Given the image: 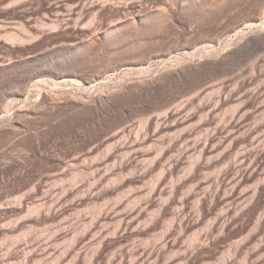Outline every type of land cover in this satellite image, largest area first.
<instances>
[{
    "label": "rangeland",
    "instance_id": "374dc122",
    "mask_svg": "<svg viewBox=\"0 0 264 264\" xmlns=\"http://www.w3.org/2000/svg\"><path fill=\"white\" fill-rule=\"evenodd\" d=\"M51 1L52 0H35V1L33 0L31 2L25 3V4H28V6L25 4L21 5L22 2H20V0H8L6 2L5 1L0 2L1 7L2 6H4L3 8L6 7L5 10H3L0 7V64H3V63L9 64V62L23 63V62H25V60H27V61L32 60V61H30L31 63L29 62L30 65L28 64L30 67L28 65L27 66H21V68L22 67L24 68V69L22 68L23 71L19 68V71H18L19 74L18 73H17L18 75L15 74V76L17 78H14L15 76L12 75L8 78L5 77V78L0 79V109H1L0 112H2V114H4V115H14L15 113L18 112V110L21 107H23L25 105L32 104V101L34 102V98L37 97L35 94H34L35 96H33V94L32 95L30 94L31 96L30 95H24V96L22 95V97L18 96L23 92V90H24L23 88L25 86V83L28 84L27 82H30L33 80L32 84L29 83V84H31L30 86L33 87L34 81L36 80L37 77H39V76L47 77L46 75H41V72H42L41 69L42 68L40 69L39 67L42 66L43 68H45V67L48 68L49 65L51 67L56 66L57 62L59 63V62L63 61L60 59L62 56L66 57V55L62 54L63 51H61L60 49L64 50L63 48H65V49L70 48L71 44L77 43L75 39H77V38L81 39V37L83 38L84 36H86V35H84V32H82L80 30L76 31V32L72 30V32H71V29L65 30V28L62 29L61 26H60L61 28L60 29L58 28V30L54 29L55 32H53L54 30L51 31V29L53 28L51 26L53 22L60 20L59 23H62L61 20L64 21L63 19H66V16L68 17L70 14L68 11V10H70V8H69L70 6H67V4H66L67 0L66 1L63 0L64 1L63 3L60 2L61 0L60 1L58 0L60 5L61 4L64 5L63 6L64 9H65V6H67L69 8V9L66 8L64 10L62 5L59 6V7H61L60 9H59V7H57L59 10L63 9L61 11H59L54 6V5H56V6L59 5V4H57L58 2H55L56 0H53L52 2H55V3H52L53 4V6H52L53 8H52L51 7L52 4H50ZM148 1H149V3H148ZM7 2H9V4ZM2 3H4V4H2ZM10 3H12L13 5ZM5 4L6 5L8 4V5L6 6ZM137 5H138L137 8H139L140 5L139 4H137ZM151 5H153V6H151ZM8 6H9V8H8ZM22 6H24V7H22ZM144 6H146L149 10L151 8H152V10H153V8H156L154 6L153 0H146L145 5H143V7ZM146 7H144V8H146ZM57 10L59 12H62V13L60 14ZM55 11H57V12H55ZM28 12L31 15L27 14ZM57 13H59V15ZM242 13L243 12H241L240 15ZM63 14L65 15V17ZM244 14L245 13H243V15ZM61 15H63V17ZM27 16H29L31 19H35V20L30 19L31 23L32 22L34 23V24H32L33 27H31L30 21L25 19V18H27ZM59 16H61V18H63V19H60ZM29 17H28V19H29ZM113 21L114 22L110 21V24H112V23L116 24L118 22L115 20H113ZM43 22H45V23L43 24ZM86 23L87 24L84 23V26L87 25L88 29L91 28L90 26H92V28L94 27L93 23H90V22H86ZM27 24H29V25L27 26ZM22 25H26L27 29H28V27H31V29L29 28V32L31 34L33 32L35 33V34L33 33L34 38L32 39V42L30 40V43L28 45H27L28 41L26 42V45H24L25 43L21 44V45L16 44V43L12 44V42L9 41V35H11L13 33L14 34L17 33V35L20 34L21 36H25V34H26L27 36H25V37H28V36L30 37V35H28L29 34L28 31L23 32V30L21 28ZM42 26H44V27H42ZM32 28H34V29H32ZM84 31H86V30H84ZM75 33H76V35H74ZM81 34H83V35H81ZM35 35H36V37H35ZM171 40L169 41L170 44H168L169 47H171V44H173L172 43L173 39H171ZM176 42L177 41L174 40V45H172V47H174V50H173L174 54L173 55H176L175 53H177V52H178V54L181 53V45H182L183 41L182 40H181V42L178 41L181 44L178 46H177L178 43H176ZM18 45H20V46H18ZM176 47H177V49H176ZM178 48H180V49H178ZM175 50H176V52H175ZM54 51H55V53H54ZM56 52H60V54L59 53L57 54ZM52 53L56 54V55L52 56ZM59 55H61V56H59ZM262 55H264V54L259 53V55L253 57L254 59L253 58L250 59L249 61L244 63V66H242L245 69H247V76L248 77H249V75L252 77L254 74L256 75V76L254 75L256 78L259 77L260 70H257L252 75L253 70L251 71V69H252L251 66L252 65L254 66L255 62L258 60L257 58L261 57ZM43 57H45V58H43ZM168 58H169V56H168ZM62 59H64V58L62 57ZM45 60H47L48 62ZM102 64L96 65V67H93L91 69H87V72L89 73L92 71V73H93L94 70L99 69L98 70L99 73H98V71H94V72L95 73L97 72L98 74H100V72H102V70H104V69L107 70V66H108V63H107V66H106V63H104L105 65L103 64V67H102ZM149 65L150 64H146V66H149ZM97 66L99 68H97ZM25 67H27V69ZM31 67H32V69H31ZM51 67L49 68L50 70H51ZM247 67H249V68H247ZM47 68H45V69H47ZM105 70L103 71L105 74L103 72H102L103 75H102V73L100 74V75H102V77H106V71ZM24 71H27V72L24 73ZM236 72H239V71H236ZM236 72H235V75L238 76L239 74L237 75ZM24 74H25V76L27 75V77L31 74L30 77H32V78L34 77L35 79L28 77L30 80L29 81L27 77L24 78ZM121 74L123 75L122 70H118V72H117L118 79L120 78V76H122ZM22 75H23V78L21 77ZM11 77H13V78H11ZM7 79H9V80H7ZM22 79L27 80V82L22 81ZM19 80H20V83H21V81H22V83L25 82V83H23L24 86H23V84L21 85L19 83ZM260 83H261V85H260ZM14 84L16 87L14 86ZM254 84H255L254 89H256V91L259 90L262 92V90L264 88V80H262V81L259 80V83H258V81H256ZM210 85L211 84H207L206 88H208ZM20 87L22 90H20ZM12 89H14V90H12ZM176 89H177V91H176ZM203 89H205V85H204V88H200V91ZM171 90L173 91V93ZM186 90H188L190 92L189 88L187 89L185 87V89H184V87L181 88L179 86V87L171 88L168 92L170 93V97H176L177 96L178 98L180 97L179 100L184 99L185 100L184 102H186L189 98V95L193 92L192 91V92H190V94H188L189 92ZM19 91H21V92H19ZM74 91H76V90H74ZM178 91H179V93H178ZM184 91L186 92V94ZM259 91H257V92H259ZM18 92H19V94H18ZM195 92L196 91H194L193 93H195ZM171 94L172 95L174 94V96H171ZM178 94H179V96H178ZM181 94H182V96H181ZM262 94L264 95V93H262ZM192 95L194 96V94H191L190 98L192 97ZM183 96H184V98H183ZM187 96H188V98H187ZM4 97H5V100H4ZM32 97H33V99H32ZM143 99L144 98H142L141 100H137L136 102L132 103L133 106H132V104H130L131 106L129 105L130 106L129 108H128V104H126V103H125V105L122 104V106L121 105L117 106V110L115 111V113L112 114L110 117L106 116L108 118L105 117L104 118L105 120L101 119V118H91V119H87V120H82L83 122L78 121V123H79L78 124V123H75L74 121H70V120L68 122V121H66L67 119L61 121L62 120L61 118H59L60 120H58V118L57 119H50V120L28 118V120H26V125L28 127L24 128L25 130L22 129V131H19V133L17 132L18 134H16L15 136L10 135L7 132H6V134H5V132L0 134V264H10V263L11 264H21V263L22 264H50V263L51 264H54V263L55 264H66V263L67 264H72V263L73 264H223L225 254H227V253L232 254V255H229V258L225 259L229 263L225 262L224 264H244V263L245 264H264V194H263V198H261V201L257 203L258 205L255 204L256 209L254 210L253 213L247 211L250 209V208L246 209L248 207H243V209H241L242 207L240 209H239V207H237L238 213L236 212L234 214L236 216V217L234 216V218H235V220H234L233 217H229V216L225 217L227 206L222 204V201H220L222 198H224L223 197L224 194L223 195L221 194L222 197L220 196V193H219V195H216V194H218L217 190H216L217 185L215 183L216 175L218 173L224 174L226 171H228L229 169L227 167L229 166V163H226V164L222 163L220 166H213L209 170L207 169L204 171L205 175H204V172L202 171L200 174H196V176H195L196 178L194 177L195 179H198V180H195L193 178V179H191V181H189V179H188V177H190V175H191V172H189V174H190L189 176L187 175V177H186L187 179L186 178H180L179 179L180 175H182V174H179L180 171L182 170L184 172V170L181 169L183 167L180 168V171L178 169L179 173L176 172L177 175H176V177L174 176V179L170 178L167 181L166 178L162 177L163 175H164V177H166L167 173L165 175L164 174L165 172L163 171L164 170L163 167L160 166V160H162V159L164 160V157H162L164 155H161V154L164 153V151L166 152L169 149V146L171 147L172 143H175V141L178 142V140H177L178 138H179V141L181 142V146L179 145L180 143L178 142L179 147H176V150H181L182 147H184L186 145V142H187V140H186L187 138L185 139L186 142H184L185 141L183 139L184 137H187L191 132L194 134L195 130L197 131L198 130L197 128H199V127L204 128V126H205L204 124H207L206 122L208 120H209L208 121L209 124H211L209 127V130L207 128L208 132L213 131V130L210 131V129H213V128L216 129L215 126L224 127V125L229 123L228 121H230V119H232L233 115H235L234 113H236V111H233V110H235L234 108L237 107L236 109H238V106L241 107L242 105H239L240 103L239 104L238 103H235V104L230 103L232 105L233 104L235 105V107L233 105L234 108L231 107L232 105H230V104H229L230 107H229V105H226L227 108L221 106L222 108L220 107L221 111L219 113H222V114H220L219 117H218L219 114L215 115V117L217 116L216 117L217 120H215L214 123H213L214 119L211 120V118H212L211 116L209 118L207 116H204L205 118L201 117L202 119L201 118L199 119V117H198V119L196 118V121L194 120L195 122H193L194 123L193 128L190 126V128L188 130L190 132L189 134L187 133L188 131L185 128L186 126L182 127L181 129L178 127L177 131H176L177 127L173 128L174 129V130L172 129L173 131L172 130L169 131L170 134L168 133V131H165V133H167L166 136H164L165 135L164 132H163L164 134L161 133V131H160L161 128H159L158 132H160L161 135H160V133L156 134V137H154V138H156L155 140L153 138V135L150 133L151 137L154 140L153 141L150 138L151 142L149 144L150 145L152 144L151 145L152 147L151 146H145L146 147L145 150L147 149V152L143 151V153L136 154L137 156H139V155L141 156L143 154L144 157L146 158V160H145V158H143L142 156H141V158H140V156L138 158L135 155V153H133L137 150H135L133 148L135 150L134 151L132 148H130V146L131 145L134 146V143L136 142V140L139 142L140 140H142L147 135V130H145L146 127L140 126L142 123L141 121H144V119L148 118L147 115H151L150 113H152L153 109H155V110H153V112L155 113V111H156V113H157L158 112L157 110H160V108H157L159 106L156 104L159 102H157L156 100H153V99L151 100V99L145 98V101H143ZM259 99L260 98L252 99V101L255 100L254 102L258 103V104L255 103L254 106H258L262 102V101L258 102ZM263 99H264V96H263L262 100ZM1 101H3L4 104ZM138 101L139 102L141 101V103H138ZM252 101H250V102H252ZM178 102L176 103L177 105L183 103V101L182 102L180 101L179 103ZM250 102H249V104H250ZM154 103L156 106L154 105ZM253 103L251 104L252 106H253ZM176 104L174 106H176ZM236 104H238V106ZM244 104H246V103H244ZM244 104H243V106H244ZM263 104H262V106L264 107ZM3 105H6V107ZM4 107H5V109H4ZM118 108L120 110L122 109L121 111H123V113L120 112ZM146 108H148L149 111ZM150 108L152 109L151 111H150ZM230 109H232L231 111H233V112H230ZM144 110L146 111V113L148 112L147 115H146ZM161 111H159L158 113H160ZM116 112H117V114H116ZM9 113H11V114H9ZM154 113H152V114L155 115L156 113L155 114ZM158 113L156 115H158ZM144 114H145V117H144ZM259 116H260V114H259ZM259 116H256V118L257 117L261 118L260 120L257 119L259 121H257V120L254 121V119H255V116H254V118L252 119L253 122L250 121L251 124L249 123L250 126L247 125L248 131L252 132L251 130H253V129H258V128L264 127V125H263L264 115H262L263 118L259 117ZM126 117H127V119H126ZM29 119H30V121H29ZM92 119H94V120H92ZM210 120L212 123L210 122ZM233 120H231L230 123ZM213 124L215 126H213ZM257 125H260V127ZM225 126H227V125H225ZM256 126L258 128H255ZM121 127L123 129L127 128L128 131H131V132L129 133L127 131L128 133L126 135H122L123 138H122V136H119V138L117 137L118 138L117 139L114 136L117 134L118 131H119L118 133H120L123 130ZM188 127H189V125H188ZM207 127H208V125H207ZM54 128L55 129L57 128V129L55 130ZM183 128H185L186 131H184L185 129L183 130ZM203 128L201 130H203ZM45 129L47 130V132L49 131V133L51 135L47 136L48 138H45L44 136H42L43 141L41 138V140L39 141V144H38V145H40L39 147H38V145H36V146L31 145L30 146V144L28 142L26 143V140H25L26 136L25 135H27V133L28 134L29 133H36L37 131L45 130ZM191 129H193L194 131H191ZM205 129H206V126H205L204 130ZM263 130H264V128H263ZM263 130H261L262 133H263ZM154 131L155 130H153V132ZM198 131H200V130H198ZM203 131L198 132L199 134L198 133H195V134H197L199 136L201 133L202 136L203 135L205 136L207 131L205 130L204 134H203ZM245 131L247 133H249L247 130H245ZM253 131H255V130H253ZM172 132L174 135L172 134ZM180 132H182V133H180ZM150 134H149V137H150ZM186 134H188V135L186 136ZM124 136H126V137L124 138ZM159 136H160V138H159ZM163 136H164V138H163ZM198 136L195 135L194 137L191 138V140H193V138L196 139ZM200 136H199L200 139L197 138L198 141H202L201 139H203V140L205 139L204 136L203 137H200ZM120 137H121V139H120ZM138 139H140V140H138ZM181 139H183L182 140L183 142L181 141ZM24 140H25V143H24ZM115 140H117V141H115ZM40 142H41V144H40ZM162 142H164V144H162ZM183 143H185V144H183ZM149 144H147V145H149ZM110 145H111V147H110ZM247 145H250V144H247ZM126 147L127 148L129 147V148L127 149ZM154 147L156 149H154ZM261 147L259 146L260 149H262ZM130 149H132L133 152ZM149 149H151V150H149ZM143 150H144V147H143ZM161 150H162V152H161ZM260 152H261L260 153V155H261L263 153V151L261 150ZM178 153H179V151H178ZM52 157H53V159H52ZM142 158L145 162L143 160H141ZM259 158H260V156H259ZM57 159L58 160L60 159L59 162L57 161ZM85 159H86V161H85ZM53 160H54V162H53ZM150 161H152V162H150ZM260 161L264 162V154H262ZM137 162H139V163H137ZM168 162H170V161H168ZM168 162L166 161V159L164 160V163L167 165V167L170 164ZM56 163H58V164H56ZM151 165H153V166H151ZM98 166L100 168H98ZM149 166H151V167H149ZM222 167L223 168L225 167V169H223ZM78 168L82 169V170H79ZM168 168H166V171H168L167 170ZM213 168L216 170L215 173H214L215 170ZM224 170H226V171H224ZM182 171H181V173H183ZM88 172H91V173H88ZM160 172H161V175H160ZM79 173H81V177H80ZM76 174L78 175V177H75V176H77ZM213 176H215V177H213ZM209 177L212 180L214 178V180L213 181L209 180ZM97 178H99V179H97ZM65 179H67V180H65ZM73 179H75V180L78 179L77 180L78 182L74 181ZM119 179H121V180H119ZM171 180L175 181L176 185H178L177 186V189H178L177 193L175 192L176 194L172 193ZM187 180L189 182H191L192 184L189 185L190 183ZM63 181H64V184H63ZM66 181H67V183H66ZM91 181H92V183H91ZM119 181H121V182H119ZM210 181L213 183L214 187L212 186V183ZM205 182H206V184L210 183L209 185L211 186V188L210 187L208 188V184H207V186H206V184H204V188H203V185L201 186V184L205 183ZM84 183H86V184H84ZM112 183H113V185L111 186ZM158 183H159V185H158ZM262 183H264V182L262 181ZM195 184H197V185H195ZM198 184H199V186H198ZM254 184L251 187L252 189L254 188ZM95 185H97V186H95ZM105 185H107V186L105 187ZM156 185H157V188L160 187L157 191L158 192L160 191L161 194H163V195H161L159 192L161 197H160V195H158L157 191H156L157 192L156 193L153 190V189H155ZM160 185L162 187H164V189ZM100 186H101V188H100ZM215 186H216V188H215ZM199 187H201V188H199ZM205 187H207V188H205ZM191 188L193 191L191 190ZM95 189H97V190H95ZM115 189H117L118 191ZM128 189L130 190L131 193H129ZM162 189L164 190L165 194H164V192H162L163 191ZM179 189H182V190H179ZM194 189L196 191H194ZM197 189L198 190L200 189V190L198 191ZM90 191H92L93 194ZM190 191H192V192H190ZM96 192H97V194H96ZM122 192H123V195H122ZM150 193L152 196L151 195L148 196V194H150ZM190 193H196V194H199L200 196L202 195L205 197H204V199H203V197H202V199L197 197L199 199V201H200V199L202 200L200 202L195 197V199H196V200H194L195 202L193 201L194 203H191L192 199L190 200L189 197H192V196H190L192 194H190ZM156 194L159 197L156 196ZM199 195H197V196H199ZM119 196H120V198H119ZM162 196H164L163 197L164 199L162 198ZM169 196H170V198H169ZM209 198H210V200H209ZM122 199H123V201H122ZM165 199L166 200L169 199L168 200L169 202L168 201L166 202ZM159 200H161L162 203ZM173 201H177L181 208L183 207V205H185L184 208L186 207L185 209L187 211L185 213V216H183V218H185V219L184 220L182 219L181 220L182 222L180 221V219H178L177 214L174 213V212L178 213V211H175L177 208L175 209V207L172 206ZM218 201H220V202H218ZM186 202L188 204L190 203V205H188ZM184 203H186L188 207ZM78 204H79V206H78ZM129 204H130V206H129ZM146 204H148V205L146 206ZM75 205H77V206L75 207ZM112 205H113V207H112ZM119 205H121L122 208L120 207V209H118ZM162 205L165 206V209H167L168 213L161 209ZM24 206H25V208H24ZM104 206H106V207H104ZM115 206H116V209H115ZM170 206H172V207H170ZM20 207L21 208L23 207L22 208L23 210ZM29 207H31L32 209L31 208L29 209ZM180 207L178 208L179 210L181 209ZM223 207H225V208H223ZM171 208L173 209L172 211H171ZM38 209H40V210H38ZM124 209H126V210H124ZM11 210H13L12 213H10ZM240 210H242V212ZM28 211H30V212H28ZM31 211H33V212H31ZM37 211H40V213ZM121 212H122V214H121ZM152 212L155 214H153ZM98 213H100L99 216H98ZM171 213L172 214L174 213L173 214L174 216L171 215ZM116 214H117V216H116ZM127 214H131V215H127ZM218 214H219L220 218H221V215L223 216V214H224V219H219ZM238 214L239 215L241 214V215L239 216ZM126 216L129 219L131 218V216H133V218L138 219V220L136 219V221H135V223L137 224L135 226L137 228L136 227H135L136 229L134 228V230H136V231H133L134 232L133 236H124L123 235L124 234V232L122 230L123 224H124V222L126 223V221H128V218ZM172 217L173 218L176 217L175 218L176 222L173 220ZM105 218H107L108 220L107 219H106V221L102 220ZM217 218L219 220L217 222L219 224V227H217L218 224L215 222V221H217L216 220ZM125 219H127V220L125 221ZM101 220L103 222H101ZM183 221H185V222H183ZM220 221L221 222L224 221V223L227 224V226L223 222L221 223ZM232 221H233V223H232ZM169 222H172V223L175 222L173 224V226L171 225V228H172L171 230L173 231V233L175 232L176 238H175V236L170 237V238H173L174 243H175L174 244L173 241H171L172 240L171 239L170 240V242H172L170 244L171 246L168 245L170 243L168 240L166 242V238L168 237V235H167V237H166V235H164V234H167V231H165V229H166L165 226H167V224ZM180 222H181V224H179ZM228 222H230V223H228ZM259 222L261 223V226H260ZM185 223H187V224H185ZM178 224H179V226H178ZM207 224H209L210 228ZM213 224H215L214 226L217 227V229H214ZM82 225L83 226L85 225V228ZM119 225H122V226H119ZM220 225H222V226L220 227ZM76 226H79V227L77 228ZM81 226L83 228H81ZM211 227L215 231H213ZM222 228H223V230H222ZM74 229L78 230V232H79V233L78 232L75 233L76 236H74L75 237L73 240L74 242L72 241V243L71 242L69 243L65 239H64V241H62V239L66 235V233L68 232V234L71 235V234H73ZM79 229H81V230H79ZM96 230H98V231H96ZM178 230H180V231H178ZM82 233H83V235H82ZM198 233H200V234H198ZM120 234H121V237H120ZM195 234L196 235L198 234L201 239H200V241H198L197 243H195L193 245L190 242V240H191L190 238L192 236H194ZM14 238H16V239H14ZM76 238H77V240H76ZM83 238L86 240L84 243H82L84 240ZM120 238H122V239H120ZM235 241H237V242H235ZM164 242H166V243L169 242L167 244L168 246ZM145 243L146 244L148 243V245H146ZM68 244L69 245L72 244V245H70L71 247L67 246ZM81 244H83V245H81ZM101 244H103L102 248H101V246H102ZM240 244H242V245H240ZM98 245L99 246L101 245V246L99 248H97ZM172 245H175V246H172ZM104 247H105V249H104ZM134 250H135V252H133ZM152 251H153V253H152ZM154 251H155V253H154ZM259 252H261V253H259ZM89 253H91V254H89ZM247 254H248V256H247ZM147 258L149 261L147 260ZM244 258H245V260H244ZM242 259H243V261H242ZM29 260H30V262H29ZM56 260L58 263L56 262ZM141 261L142 262L144 261V263H142Z\"/></svg>",
    "mask_w": 264,
    "mask_h": 264
},
{
    "label": "bare ground",
    "instance_id": "6f19581e",
    "mask_svg": "<svg viewBox=\"0 0 264 264\" xmlns=\"http://www.w3.org/2000/svg\"><path fill=\"white\" fill-rule=\"evenodd\" d=\"M2 1L6 2L8 0H0V2H2ZM31 1H33V0H20V2H22L21 5H24L25 3H28ZM52 1L50 4L58 2V0H56L55 2H52ZM9 2H7V3L9 4ZM60 2L63 3L64 1L61 0ZM145 2H146V0H67L66 4H67V6H70L69 7L70 10H68L70 13L69 16L68 17L66 16V19L61 18V16L63 17L64 14L59 16L60 19H63L64 21L61 20L62 23H59L60 20L53 22L51 25L53 27L51 29V31L54 29L58 30V28L60 29L62 27V29L65 28V30L71 29V32H72V30L75 32L80 30V31L84 32V35H86V36H84L83 38L81 37V39L80 38L75 39L77 43L71 44V46L69 45L70 48H66V49L63 48L64 50L60 49L61 51H63V53L62 52L61 53L66 55V57L62 56L64 59H62V57H61L60 59L63 61L59 62V63L57 62L58 65L56 64V66H52V67L49 65L48 68L45 67L47 69L43 68L42 66L39 67L40 69L42 68L41 69L42 70L41 75H46L47 77H45V76L37 77L36 80L34 81L33 87L30 86L32 84L33 80L30 81L28 78V77H30L31 74L28 77H27V75L25 76V74H24V78L27 77L28 80L30 81V82H27V80L22 79V81H26L28 83V84H26L25 82H23V83H25V86L22 83V81L20 83L21 79L18 77L20 79L19 83L21 85L23 84V86H24L23 92L18 96L22 97V95L24 96V95H30V94L32 95L33 94V96L36 95L37 97L34 98V102L32 101V104L25 105V106L21 107L18 110V112L15 113L14 115H4V114H2V112H0V134L3 132H5V134H6V132H7L10 135L15 136L16 134L19 133V131H22V129L28 127L26 125V120H28V118H34V119L36 118V119H41V120L42 119L43 120H50V119H57V118H58V120H60L59 118H61L62 119L61 121L67 119L66 121H68V122L70 120V121H74L75 123H78V121L87 120V119H91V118L104 119L106 116L110 117L117 110V106H119V105L122 106V104L125 105V103L128 104V108H129L131 106L130 104L136 102L137 100H141L142 98H144L143 101H145V98L151 99V100L153 99V100H156L157 102H159V103L156 102L157 103L156 105L159 106L157 108H160V110H157V111L158 112L161 110L162 111L160 113L157 112L158 115H156L157 114L156 111H155L156 114L153 112V110H155V109L152 110L151 109L152 107H151L150 111L152 110V113H154L156 115L155 116L152 113H150L151 115H147L148 112L146 113V111L144 110L146 115L148 116V118L144 119V121H141L142 123L140 126L146 127L145 130H147V135L142 140L138 139V140H140L139 142L136 140V142L134 143V146H132V145H131L132 147L130 146V148H132V149L134 148L137 151L139 150L137 152L133 149L135 151V152H133L132 149H130L136 155L138 153L139 154L143 153V151L147 152V149L145 150V148H146L145 146H151L152 145V144L150 145L149 143L151 142V139L153 140V138L156 137V134L160 133V132H158L159 128H161L160 131L162 134H164L165 131H168V133H169V131H171L173 128H176V127H177L176 131H177L178 127L181 129L182 127L186 126L185 128L188 131L190 126L193 128V124H194L193 122L196 121V118L198 119V117H199V119H200L201 117L203 118L204 116H207L208 118L211 116L212 117L211 120L214 119V121H213V123H214L215 120H217L216 119L217 116L215 117V115L219 114L218 115V117H219L220 114H222V113H219L221 111L222 107L227 108L226 105H229L230 103H234V104L240 103L239 105H242L241 107L238 106V104H236L238 106V109H236L237 107L234 108L235 107L234 104H233L234 107L232 104H230V105H232L231 107H233L235 109L233 111H236V113H234L236 116L233 115L232 119H230V121L234 119L231 123H230V121L227 120L229 122V123L225 124L227 126L224 125V127H222V126L217 127L213 124V126H215L216 129H214V128L210 129V131H212V130L213 131L208 132L207 128L209 130V127L211 125L208 122L209 120L206 122L207 124H204L206 126L205 130L207 131L206 135L205 136L203 135L205 138L204 140L201 139L202 141H198L197 138H199L201 133L199 136L195 133L203 131L205 126H204V128L202 127L203 130H201L202 129L201 127L197 128L200 131L197 130L198 131L197 132L195 130L194 134L196 136H198L196 138L197 140L195 138H193V140H191V138L194 137L195 135L192 132L190 133L188 131L187 133L188 134L190 133V134L189 135L186 134V136L187 135L188 136L183 138L184 140L187 138L186 139L187 142H186V140L184 141V142H186V145L184 147H182V149L180 148L181 150H176V147H179L178 142L180 143L179 145L181 146V142L179 141V138H178L177 139L178 142L175 141V143H172L171 147L169 146V149L168 150L166 149L167 151L166 152L164 151V153L161 154V155H164V156H162V157H164V160L166 159L167 162L170 161V162H168V163H170L168 166L169 168L164 163V160L162 158H161L162 160H160V166L163 167V169H164L163 171L165 172L164 174L166 175V173H167L166 177H164V175L162 176L163 178H166L167 181L170 178L174 179V176L176 177V175H177L176 172H178V169L180 171L181 167H183L181 169H183L184 172L182 170L181 171L183 173H181V171H180V173L178 172L179 174H182V175H180V177L178 176L179 179L180 178H186L187 175L188 176L190 175L189 172H191L190 177H188L189 181H191V179H193L196 176V174H200L202 171L204 172L207 169L209 170L213 166H220L222 163L223 164L229 163V166L227 165L228 166L227 168L229 170L228 169H227L228 171L224 170V171H226L224 174H220L217 172L218 174L216 175V178H215V183L217 185V188H216V186H215V188H216L217 193H218L216 195H219V193H220V196H221V194L222 195L224 194V196H223L224 198H222L220 201H222V204L227 206L226 213L224 212L226 214L225 217L229 216V217L234 218V216H235L234 214L237 212V207H239V209L241 207H242L241 209H243V207H248L246 209H249V208L250 209L247 211L253 213L254 210L256 209L255 204H257L258 202L261 201V198H263V194H264V183H262V181L264 182V165H263L264 162L260 161L262 154H264V130H263L264 127L258 128L257 126L260 127V125H257L255 128H258V129H253L255 131L251 130L252 132H250V131H248V126H250L249 123L251 124L250 121L253 122L252 119L254 118V116H255V119H254V121H255L257 119H259V120L261 119L258 117L256 118V116H259V114H260L259 117H262V115H264V107L262 106V104L264 103V99L262 100V98L264 96L262 94V93H264V91H263L264 88H263V90L261 89L262 92L259 90H257V91H259V92H257L256 89H254V85H255L254 83L256 81H258V83H259V80L260 81L264 80L263 79L264 78V55H262L259 58L256 57L258 60L257 61L255 60L256 62L254 64V66L253 65L251 66L252 67L251 71L253 70L252 75L257 70H260L259 77L256 78L255 74H254L255 76L253 75L251 77L249 75V77H248L247 76V69H245L242 66H244V63H246L247 61H249L253 57L259 55V53L264 54V0H153L154 6L156 7V8H153V10H152V8L149 10L146 6H144V7H146V8H144L143 5H145ZM148 3H149V1H148ZM2 4H4V3H2ZM10 4H12V3H10ZM57 4H59V2ZM137 4L140 5L139 6L140 9L137 8L138 7ZM25 5L28 6V4H25ZM61 5L59 4L57 6L56 5H54V6L57 8ZM52 6H53V4L51 5V7ZM63 6L64 5H62V7ZM67 6H65V9L66 8L69 9ZM151 6H153V5H151ZM3 7L4 6H2L1 8L3 10H5L6 7L5 8H3ZM22 7H24V6H22ZM8 8H9V6H8ZM60 8L61 7H59V9ZM63 9H64V7H63ZM63 9H61V10H63ZM61 10H59V11H61ZM57 11H55V12H57ZM241 12H243L245 14L243 15V13H242L240 15ZM59 13L61 14L62 12H59ZM59 13H57V14L59 15ZM27 14H30V13L28 12ZM28 17L29 16H27V18H25V19L30 21L31 18L29 17V19H28ZM64 17H65V15H64ZM31 20H35V19H31ZM113 20L118 21V22L116 24H113V23L110 24V21L114 22ZM86 22L93 23L94 27L92 28V26H90L91 28L89 27L90 29H88L87 25L84 26V23L87 24ZM30 23H31V21H30ZM44 23L45 22H43V24ZM32 24H34V23L32 22L30 24L31 27H33ZM28 25L29 24H27V26ZM27 26L22 25L21 28H22L23 32L28 31V33H29L28 35H30V37L29 36L25 37V36H27L26 34H25V36H21L20 34L17 35V33H15V34L13 33V34L9 35V41L12 42V44L16 43V44H20V45L24 44V43H25L24 45H26L27 41H28L27 42V45H28L30 43V40L32 42V39L34 38V36H33L34 32L31 34L29 32V28L31 29V27H28V29H27L26 28ZM42 27H44V26H42ZM34 28H32V29H34ZM84 30H86V31H84ZM53 32H55V30ZM36 35H35V37H36ZM74 35H76V33ZM81 35H83V34H81ZM171 39H173V42H172L173 44H171V47H169L168 44H170L169 41ZM174 40L177 41L176 42V43H178L177 46L181 45L179 43V42H181V40L183 41V43L181 45V53L178 54V52H177V53H175L176 55H173L174 54L173 53L174 47H172V45H174ZM20 45H18V46H20ZM176 49H177V47H176ZM178 49H180V48H178ZM175 52H176V50H175ZM54 53H55V51H54ZM56 53L60 54V52H56ZM53 55H56V54L52 53V56ZM59 56H61V55H59ZM168 56H169V58H168ZM43 58H45V57H43ZM30 61H32V60H30ZM30 61L25 60V62L22 61L23 63L9 62V64L5 63L6 65L4 63L0 64V79L5 78V77L8 78L12 75L15 76V74L18 75L19 74L18 73L19 68L22 70L23 67L21 68V66H27L28 64L30 65V63H31ZM45 61H47V60H45ZM102 63L103 64L106 63V66L108 63L107 70H105L103 68L106 71V77H102L104 70H102L103 73L100 72V74L102 73V75L98 74L99 69L94 70V71H98V73L97 72L95 73L94 71H93V73H92V71L89 73L87 72V69H91L93 67H96V65H99ZM103 64H102V67H103ZM146 64H150V65L146 66ZM50 67H51V70L49 69ZM25 68L27 69V67H25ZM97 68H99V67L97 66ZM247 68H249V67H247ZM31 69H32V67H31ZM118 70H122V72H123V75L121 74L122 76H120L119 79L117 77ZM27 71H24V73ZM236 71H239V72H236ZM235 72L237 75L238 74L239 75L236 76ZM21 77L23 78V75ZM11 78H13V77H11ZM14 78H17V77L15 76ZM30 78H32V77H30ZM32 79H35V78L33 77ZM7 80H9V79H7ZM29 83H31V84H29ZM207 84H211V85L208 88H206ZM204 85H205V89L200 91V88H204ZM260 85H261V83H260ZM14 86H15V84H14ZM179 86L181 88L184 87V89H185V87L187 89L189 88L190 92H192V91L197 92L198 90L199 91L197 93L192 92L191 94H194V96L192 95V97L190 98L191 94L188 90H186L189 92V93L188 92L187 93L190 95H189V98L187 96L188 100L185 98L187 101L184 102L185 101L184 99L179 100L180 97L178 98L176 95H175L176 97H170V93L168 92L171 88L179 87ZM12 90H14V89H12ZM20 90H22L21 87H20ZM74 90H76V91H74ZM176 91H177V89H176ZM19 92H21V91H19ZM19 92H18V94H19ZM172 93H173V91H172ZM178 93H179V91H178ZM185 94H186V92H185ZM171 96H174V94L173 95L171 94ZM178 96H179V94H178ZM181 96H182V94H181ZM183 98H184V96H183ZM256 98L257 99L260 98L258 100V102L262 101L263 103L261 102L262 104L260 103L258 106H254V104L256 102H254L255 100L252 101V99H256ZM32 99H33V97H32ZM4 100H5V97H4ZM3 101H1V102H3ZM178 101L179 102L183 101V103L177 105L176 103ZM250 101H252V102H250ZM249 102H250V104H249ZM138 103H141V101L140 102L138 101ZM242 103L243 104L246 103V104H244V106H243ZM252 103H253V106L251 105ZM3 104H4V102H3ZM175 104H176V106H174ZM256 104H258V103H256ZM154 105H155V103H154ZM230 105H229V107H230ZM3 106L6 107V105H3ZM132 106H133V104H132ZM5 107H4V109H5ZM146 109H148V108H146ZM121 110L119 109V111L123 113V111H121ZM231 110L232 109H230V112H233ZM148 111H149V109H148ZM117 112H116V114H117ZM9 114H11V113H9ZM108 117H106V118H108ZM144 117H145V114H144ZM126 119H127V117H126ZM92 120H94V119H92ZM211 120H210V122H211ZM259 120H257V121H259ZM29 121H30V119H29ZM188 125H189V127H188ZM207 125H208V127H207ZM263 125H264V123H263ZM185 128H183V130ZM186 129L184 131H186ZM153 130H155V131L153 132ZM205 130L203 131V134L205 133ZM245 130H247L249 133H247ZM261 130H263V133L261 132ZM127 131H128V129L125 128L120 133H118L119 131L117 132V134L114 132L116 134L114 137L119 138V136L126 135L128 132L129 133L131 132V131H128V132ZM191 131H194V130L191 129ZM150 133L153 135V138L151 137ZM161 133H160V135H161ZM180 133H182V132H180ZM149 134H150V137H149ZM166 134L167 133H165L164 136H166ZM172 134H173V132H172ZM49 135H51V134L49 133V131L47 132V130L45 129V130L37 131L36 133H29V134L27 133V135H25L26 137L25 136L24 137H25L26 143L28 142L30 144V146L31 145L36 146L39 144V141L41 140L42 136H44L45 138H48L47 136H49ZM164 136H163V138H164ZM203 136L201 135L200 137H203ZM125 137L126 136H124V138ZM122 138H123V136H122ZM159 138H160V136H159ZM120 139H121V137H120ZM155 139L156 138H154V140ZM183 139H181V141ZM25 140H24V143H25ZM42 141H43V138H42ZM115 141H117V140H115ZM40 144H41V142H40ZM147 144H149V145H147ZM162 144H164V142H162ZM183 144H185V143H183ZM247 144H250V145H247ZM39 146L40 145H38V147ZM259 146L260 147L262 146L261 147L262 149H260ZM110 147H111V145H110ZM143 147H144V150H143ZM154 149H156V148L154 147ZM258 149L260 151L261 150L263 151V153L261 155H260L261 152ZM149 150H151V149H149ZM178 151H179V153H178ZM161 152H162V150H161ZM139 156H137V157L139 158ZM141 156L143 158H145L143 154ZM141 156H140V158H141ZM259 156H260V158H259ZM143 158L141 160H143ZM52 159H53V157H52ZM59 160L57 159L58 162H59ZM145 160H146V158H145ZM85 161H86V159H85ZM53 162H54V160H53ZM139 162H137V163H139ZM150 162H152V161H150ZM56 164H58V163H56ZM151 166H153V165H151ZM151 166H149V167H151ZM98 168H100V167L98 166ZM166 168H168L167 169L168 171H166ZM223 169H225V167ZM79 170H82V169H79ZM216 170L214 171V173L216 172ZM81 173H79L80 177H81ZM88 173H91V172H88ZM160 175H161V172H160ZM204 175H205V172H204ZM75 177H78V175ZM213 177H215V176H213ZM75 179H73V180L74 181L78 180V179L77 180H75ZM97 179H99V178H97ZM65 180H67V179H65ZM119 180H121V179H119ZM195 180H198V179H195ZM209 180H212V179L209 177ZM213 180H214V178H213ZM119 182H121V181H119ZM66 183H67V181H66ZM91 183H92V181H91ZM189 183H188L189 185L192 184L191 182H189ZM63 184H64V181H63ZM84 184H86V183H84ZM199 184H198V186H199ZM204 184H206V182L201 184V186L203 185V188H204ZM207 184H206V186H207ZM209 184H208V188L209 187L211 188V186ZM253 184H254V188L252 189L251 187L253 186ZM112 185H113V183L111 184V186ZM158 185H159V183H158ZM171 185H172L171 186L172 193H175V192L177 193V190H178L177 186L178 185H176L175 181L171 180ZM195 185H197V184H195ZM95 186H97V185H95ZM101 186H100V188H101ZM106 186L107 185H105V187ZM212 186L214 187L213 183H212ZM159 188H157V185H156L155 189H153V190L156 192ZM162 188L164 189V187H162ZM199 188H201V187H199ZM205 188H207V187H205ZM97 189H95V190H97ZM117 189H115V190H117ZM179 190H182V189H179ZM191 190H192V188H191ZM192 191H190V192H192ZM194 191H196V190L194 189ZM90 192L92 193V191H90ZM159 192H158V195L161 194V192H160V194H159ZM162 192H164V190ZM129 193H131L130 190H129ZM96 194H97V192H96ZM164 194H165V192H164ZM190 194H192V195H190L192 197H189V196L188 197L190 198V200L192 199L191 203H194L195 202L194 200H196V199L199 201V199L197 197H199L201 199H202V197H203V199L205 197L202 195L200 196L199 194H196V193H190ZM122 195H123V192H122ZM149 195H151V193L148 194V196ZM158 195L156 194V196H158ZM161 195H163V194H161ZM161 195H160V197H161ZM197 195H199V196H197ZM163 197L164 196H162V198ZM195 197H196V199H195ZM119 198H120V196H119ZM169 198H170V196H169ZM201 199H200V201H202ZM168 200H166V202ZM209 200H210V198H209ZM122 201H123V199H122ZM159 201H161V200H159ZM177 201H173L172 206L175 207V209L177 208L175 211H178V213L174 212V211L173 212L177 214L178 219H180V221H181L182 219L183 220L185 219V218H183V216H185V213L187 210L185 209L186 207L184 208L185 205H183V204H182L183 207L181 208ZM220 201H218V202H220ZM161 203H162V201H161ZM186 203H184V204H186ZM79 204H78V206H79ZM187 204H186V206H187ZM147 205L148 204H146V206ZM188 205H190V203ZM76 206L77 205H75V207ZM129 206H130V204H129ZM172 206H170V207H172ZM104 207H106V206H104ZM112 207H113V205H112ZM118 207H119L118 209H120L121 205H119ZM161 207H162L161 208L162 210L167 212V209H165V206L162 205ZM179 207L181 208L180 210L178 209ZM24 208H25V206H24ZM30 208L31 207H29V209ZM223 208H225V207H223ZM115 209H116V206H115ZM38 210H40V209H38ZM124 210H126V209H124ZM172 210L173 209L171 208V211ZM12 211L13 210H11V212L10 211L9 212L12 213ZM240 211L242 212V210H240ZM28 212H30V211H28ZM31 212H33V211H31ZM37 212L40 213V211H37ZM99 214L100 213H98V216H99ZM121 214H122V212H121ZM153 214H155V213H153ZM173 214L171 213V215H173ZM127 215H131V214H127ZM116 216H117V214H116ZM131 218L130 219L128 218V221H126L127 219H125V221H126V223L124 222L125 225L122 223L123 224L122 230L124 232V234L123 233L122 234L124 236H133L134 235L133 231H136V230H134V228L136 227L135 225H137L135 223L137 218H133V216H131ZM175 218L176 217L173 218L174 221L176 220ZM218 218L224 219V214H223V216L221 215V218L218 214ZM218 218L216 219L217 221H215L216 223L219 221ZM106 219L107 218L102 219V220L106 221ZM102 220H101V222H103ZM234 220H235V218H234ZM224 221H222V222L224 223ZM175 222H173V223L169 222L167 224V226H165V228L167 229V230L165 229V231H167V234H164V235H166V237L168 235V237L166 238V242H167V240L170 242V240L172 239L171 241H173V243H174L173 238H170V237L175 236V232L173 233V231L171 230L172 229L171 225L173 226V224ZM181 222L179 224H181ZM183 222H185V221H183ZM228 223H230V222H228ZM232 223H233V221H232ZM179 224H178V226H179ZM185 224H187V223H185ZM207 225L209 226V224H207ZM214 225L215 224H213L214 229H217V227H219V224L217 227H215ZM225 225L227 226V224H225ZM82 226H81V228H83V227L85 228V225L83 227ZM119 226H122V225H119ZM221 226L222 225H220V227ZM260 226H261V223H260ZM76 227L78 228L79 226H76ZM209 228H210V226H209ZM223 228H222V230H223ZM75 229L73 230L74 232L71 235H69L67 232L66 235L63 237L62 241H64V239H65L69 243L70 242L72 243V241L75 238L74 236H76L75 233L78 232V230H75ZM79 230H81V229H79ZM212 230H213V228H212ZM96 231H98V230H96ZM178 231H180V230H178ZM213 231H215V230H213ZM198 234H200V233H198ZM198 234L197 235L195 234L196 236L194 235V236H192L193 238L192 237L190 238L191 244L194 245L195 243L200 241L201 238L199 237ZM82 235H83V233H82ZM120 237H121V234H120ZM175 238H176V236H175ZM14 239H16V238H14ZM120 239H122V238H120ZM76 240H77V238H76ZM85 241L86 240L84 239L82 243H84ZM166 242H164V243H166ZM235 242H237V241H235ZM168 243H166V245ZM171 243L172 242H170L168 245H170ZM70 245H72V244H70ZM70 245L68 244L67 246H70ZM81 245H83V244H81ZM101 245L100 246L102 248L103 244H101ZM146 245H148V243ZM240 245H242V244H240ZM100 246L98 245L97 248H99ZM172 246H175V245H172ZM104 249H105V247H104ZM133 252H135V250ZM261 252H259V253H261ZM152 253H153V251H152ZM154 253H155V251H154ZM89 254H91V253H89ZM229 255H232V254H228V253L225 254L224 260L226 258L228 259ZM247 256H248V254H247ZM147 260H148V258H147ZM224 260H223V264L225 262H227V260H225V261ZM244 260H245V258H244ZM242 261H243V259H242ZM29 262H30V260H29ZM56 262H57V260H56ZM142 263H144V261ZM227 263H229V262H227Z\"/></svg>",
    "mask_w": 264,
    "mask_h": 264
}]
</instances>
